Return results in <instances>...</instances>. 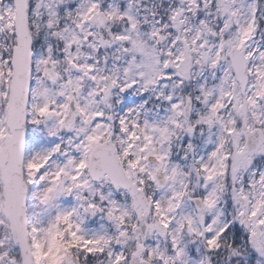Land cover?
<instances>
[{
  "label": "snow or ice",
  "instance_id": "snow-or-ice-1",
  "mask_svg": "<svg viewBox=\"0 0 264 264\" xmlns=\"http://www.w3.org/2000/svg\"><path fill=\"white\" fill-rule=\"evenodd\" d=\"M0 264H264V0H0Z\"/></svg>",
  "mask_w": 264,
  "mask_h": 264
}]
</instances>
